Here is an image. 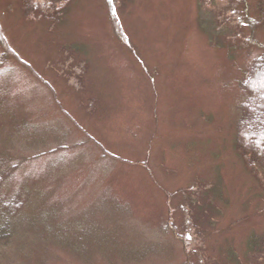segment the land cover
<instances>
[{"label":"rangeland","instance_id":"rangeland-1","mask_svg":"<svg viewBox=\"0 0 264 264\" xmlns=\"http://www.w3.org/2000/svg\"><path fill=\"white\" fill-rule=\"evenodd\" d=\"M0 1V196L23 204L0 264L262 261L235 137L264 25L253 45L243 0H71L56 25Z\"/></svg>","mask_w":264,"mask_h":264},{"label":"trees","instance_id":"trees-1","mask_svg":"<svg viewBox=\"0 0 264 264\" xmlns=\"http://www.w3.org/2000/svg\"><path fill=\"white\" fill-rule=\"evenodd\" d=\"M70 1L71 0H23V3L27 14H38L52 25H56L61 21ZM205 1H209L212 4L211 0ZM255 1L256 5H253V10H255L259 4L257 7L259 12L258 20H254L250 17V8L252 6L249 0H243L245 25L251 26L252 35L250 40L253 45L259 44L256 40V30L264 25V0ZM110 4L113 8V2ZM113 21L115 31L122 37V29L119 21L116 18H113ZM0 40L2 41L1 37ZM0 45L3 49L8 51L7 49L9 48L5 41L0 42ZM257 46L261 47L260 45ZM242 88L245 92V99L240 106L241 115L236 127V148L242 162L248 166L252 178L257 180V183L264 192V55L251 64L246 78L242 83ZM2 184L3 175L0 172V188ZM1 198L0 196V219L8 218L12 214L14 215L23 205L20 195L15 196L7 202ZM188 220L192 223V231L197 229L198 233H203L202 227L195 219H191L190 217ZM168 226L175 234H178V228L176 226L172 223H169ZM182 240V242L185 243V239L183 238ZM191 257L190 255L189 258ZM231 257L232 258L228 257V264H246V262L241 261L234 255ZM191 259L188 264H199L198 261L193 262ZM258 260L262 261L248 264H264V252ZM203 261L204 264H213L210 263V259ZM218 264L225 263L220 262Z\"/></svg>","mask_w":264,"mask_h":264}]
</instances>
